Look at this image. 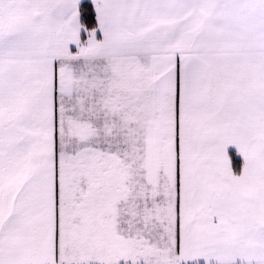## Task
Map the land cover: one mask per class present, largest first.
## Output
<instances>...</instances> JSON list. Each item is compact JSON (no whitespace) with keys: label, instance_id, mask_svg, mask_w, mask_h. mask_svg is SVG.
<instances>
[{"label":"snow or ice","instance_id":"6c2138e0","mask_svg":"<svg viewBox=\"0 0 264 264\" xmlns=\"http://www.w3.org/2000/svg\"><path fill=\"white\" fill-rule=\"evenodd\" d=\"M0 264H264V0H0Z\"/></svg>","mask_w":264,"mask_h":264}]
</instances>
